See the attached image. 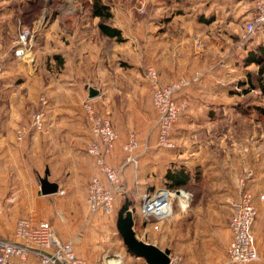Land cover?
Wrapping results in <instances>:
<instances>
[{
    "label": "crops",
    "instance_id": "obj_1",
    "mask_svg": "<svg viewBox=\"0 0 264 264\" xmlns=\"http://www.w3.org/2000/svg\"><path fill=\"white\" fill-rule=\"evenodd\" d=\"M210 1L205 9L191 12L175 10L171 0H154L147 5L141 28L136 30L124 19L127 14L111 10L112 17L106 24L121 32L122 41L102 35L99 18L89 17L80 9L67 18L57 15L49 22L47 40L44 46L36 44L39 48L33 64L14 59L11 48L0 54V188H12L18 197V219L34 224L46 221L40 212L37 217L41 203L46 206V222L56 221L57 228L56 211L65 213L80 198L86 205L91 178L97 176L107 186L94 158L87 154L91 135L82 104L89 100L111 122L118 136L112 154L105 160L121 170L127 188H140L139 194L167 187L168 174H179L186 180L176 189L186 197L175 200L173 218L159 222L158 231L146 227L149 244L157 246L171 236L181 239L179 226L184 221L194 223L204 209L214 215L217 208L231 207L238 199V178L252 169L248 187L257 210L252 233L257 253L264 259V123L254 115L247 116V107L240 104L244 96L229 88V81L245 79L236 74L245 67L237 64L229 70V66L219 69L215 65L219 55L228 53L222 46L230 40L231 31L238 39V59L244 45L239 28L216 26L217 19L235 20L246 14L247 23L254 16V2L227 0L231 7L223 12L211 8ZM195 41L200 43L199 50ZM214 41L221 43L217 54L212 51ZM262 42L264 34L256 33L250 45ZM245 48L241 59L246 55ZM149 66L155 68L163 85L186 82L176 94L188 107L174 124L173 150L159 147L157 127L152 128L157 113L145 77ZM40 96L48 102L44 128L40 132L32 130L24 141L17 142L15 131L29 125V115L38 108ZM131 116L140 121L137 126ZM134 130L139 143L136 169L126 163L123 151ZM45 177L58 186L56 194L41 195L40 180ZM228 231L229 244V227ZM205 235L199 240L207 243L209 255L215 249L209 244L214 238L207 232ZM227 246L203 263L229 264Z\"/></svg>",
    "mask_w": 264,
    "mask_h": 264
},
{
    "label": "built area",
    "instance_id": "obj_2",
    "mask_svg": "<svg viewBox=\"0 0 264 264\" xmlns=\"http://www.w3.org/2000/svg\"><path fill=\"white\" fill-rule=\"evenodd\" d=\"M151 0H140L141 12ZM154 0L152 1V3ZM255 13L251 20L245 24L246 33L253 35L264 34V0H253ZM72 14L73 12H68ZM37 28L20 26L16 38L11 44V55L14 59L28 64L34 63L33 45L38 35ZM200 44L195 41V48ZM2 63L0 62V72ZM152 94V105L157 113L158 145L166 150H173L175 144L172 140L174 124L186 111L188 104L179 100L176 94L186 85V82H173L163 85L159 81L158 73L154 67L149 66L145 73ZM39 106L30 115L29 125L19 126L15 131L17 142L24 141L32 130L40 132L46 122L45 96L39 97ZM83 112L90 130V141L87 146V154L94 158L95 164L107 181L103 186L101 180L95 176L90 179L87 186L86 205L89 213L109 216L114 212L115 199L123 191L121 170L114 169L106 163V157L112 154L118 139L111 122L99 114L91 101L83 103ZM139 146L136 135L129 134L123 151L126 153V163L137 168V156L135 151ZM253 170L246 169L238 178V199L231 206V215L228 227L231 232V240L227 246V258L229 264H253L262 263L255 247L252 227L256 220L257 210L253 204V196L249 189V183L253 179ZM168 188H159L150 192L139 193V206L135 208L137 216L144 228L140 237L147 241L146 227L150 226L154 231L159 230V222L168 220L174 214V202L181 198V192ZM61 194L63 192L61 191ZM17 196L9 198L15 201ZM182 197H186L183 195ZM263 198V197H261ZM135 223L136 220L134 219ZM169 264H186L178 257L169 255ZM105 264H124L120 255L105 257ZM0 264H88L86 260L77 256L73 245L62 242L49 222L40 221L36 224L30 220L20 218L16 221L11 238L0 237Z\"/></svg>",
    "mask_w": 264,
    "mask_h": 264
},
{
    "label": "rangeland",
    "instance_id": "obj_3",
    "mask_svg": "<svg viewBox=\"0 0 264 264\" xmlns=\"http://www.w3.org/2000/svg\"><path fill=\"white\" fill-rule=\"evenodd\" d=\"M100 1L103 4L110 6L112 11L117 9L121 10L120 13L123 16L127 14L124 19L128 21V25H133L134 30L141 28L143 20L142 16L144 13L141 12L142 7L139 3L140 0ZM152 1L153 0L150 1V4L152 3ZM171 1L174 2L173 8L179 11L186 10L192 12L194 10L199 11L208 7L206 6L207 0ZM83 2L84 0H0V54H3L11 48V44L17 36L18 28L20 26L29 28L34 27L37 28L38 31H40L35 38L32 50L33 58L35 59L36 49L39 48L37 46H44L47 40L45 32L48 29L49 22L52 21V19H55L57 15H62L67 18L68 15L71 16L73 14H76L80 9H85L83 11H87L88 14L89 8L86 5L85 7L83 5ZM210 3L211 8L219 9L223 12L230 10L231 7L230 1L227 0H211ZM146 8L148 7H145V9ZM70 11L73 13L69 14L68 12ZM245 15L236 18L235 20L232 19V17H228V19H224L226 17H223V19L220 20L221 17H219L217 19L218 22L215 23L216 26L220 27L227 25L234 26L236 28H239V30L243 32L240 37L242 44H244L239 49L241 55H243V48L246 47V55L249 50H252L254 48L253 45H250L254 37L250 36V34L246 33L245 31L244 24H246L247 21V18H244ZM224 36L228 37L227 34H224ZM235 36L236 33L231 31L229 33L230 40H227L225 44L223 43L222 49H228V53H226L225 55L224 52L222 55H219V58L215 59V65L217 66V68L225 69L227 66H229L228 68L230 70L237 64H239L240 67H245L244 59H241V55L238 59V45H235L238 39H236ZM235 39L236 41H234ZM233 41L235 43H233ZM197 42L199 43V41ZM255 45L257 44H254V46ZM213 48L214 49L212 51L217 54L218 49L221 48V43H219L218 41H214ZM42 50L44 51L45 49ZM259 69L260 68L258 65L251 64L248 67H245V71H241L240 68V70H238L236 74L246 76L247 73H251V75H253L254 78L258 79V81L260 82V79H264V73L259 76ZM239 78L240 79H237L235 81H229V88L233 92L244 96L243 98H240L241 101L243 100V102H241L240 104L247 108L248 106H251L259 107L264 110V93L261 91L260 87L257 86L255 90H250V86L248 85H243L242 87H240L238 83H240L241 81H245V79H243L242 77ZM131 119L133 120V123L136 124L135 126L140 123V121H138L136 118H132V116ZM262 122L264 123V120ZM154 127L156 128L157 125L153 124L152 128ZM135 132L136 130H134L131 134L136 135ZM121 168H123V166ZM121 180L123 191L120 195L116 196L115 209L111 215H91L83 201V198H80V200L74 202L73 206L70 209L68 208L65 213L56 211L58 214L55 215V218L56 220H59L57 228L54 225L56 221H48L53 225L59 239L63 242L71 243L77 256L86 260L88 264H105V257L112 255H120L124 264H138L139 262L143 261L142 259L130 256L126 252V248L124 247L116 229L117 214L124 205L125 201H131V207L137 208L139 206L137 194L138 191H140V188H135V186L127 188V186L125 185L126 183L124 177ZM13 193L14 192L12 188H0V235L5 238H11L14 231L15 222L19 218L18 211L15 208L18 197H16L15 201L13 202L9 201V198L15 195ZM38 206L39 209L37 211V215L38 212L42 213L44 216L42 218L46 219L47 221L48 219L45 216L46 206L41 203L38 204ZM214 212L215 214L212 215L210 214L212 213V210L207 211L204 209L203 213L199 214V217L196 218L194 223L191 224L188 221H184V223H182V225L178 228L181 232V239L180 237H178L177 239L175 236H171V238L166 239L165 242H161L156 247H161L159 248L161 250H169L171 256L180 258L186 264H204L203 262L207 258L210 259L213 256H216L217 252L219 253L222 249H225L230 239V234L228 231V219L231 214V207L223 206L221 208L215 209ZM173 216L171 218H173ZM37 217H39V215ZM133 218L136 220L135 231H137L139 233V236L141 237L143 234V229L140 227L139 218L137 215H133ZM215 226L218 227V229H214ZM195 232H197V238ZM206 232L211 238H214V241H211L209 243L210 247H215L216 249H214L215 251L212 250L211 252H209V255H207L206 251L207 243L205 241L199 240L200 237L206 236ZM156 234L159 235L160 232L159 234ZM149 240H152L151 236L149 237ZM197 248L199 251H197Z\"/></svg>",
    "mask_w": 264,
    "mask_h": 264
},
{
    "label": "trees",
    "instance_id": "obj_4",
    "mask_svg": "<svg viewBox=\"0 0 264 264\" xmlns=\"http://www.w3.org/2000/svg\"><path fill=\"white\" fill-rule=\"evenodd\" d=\"M158 1L166 2L168 0H158ZM83 5L84 6L86 5L89 8L88 9L89 17L99 18L100 22L98 23V29L102 35L110 37V38H114L116 41H122L121 32L106 24V21L112 17L110 6L103 4L100 0H84ZM250 36L254 37V34ZM251 64H256L259 66L260 68L258 71L259 76L264 73V66H263L264 65V42L258 44L252 50L248 51L246 57L244 58V65L245 67H248ZM238 85L240 87H242L243 85H248L250 86V90H255L257 86H259L261 91L264 93V79H260V82H259L258 79H255L254 76L251 75V73H247L245 81L238 83ZM246 115L247 116L254 115L256 120H260V121L264 120V110L259 107L248 106V108H246ZM167 178L170 181V185L167 186L168 189L176 190L186 183V180L184 178H181L179 174H173V175L168 174ZM126 252L130 256H133L127 250ZM138 264H146V263L142 261V262H139Z\"/></svg>",
    "mask_w": 264,
    "mask_h": 264
},
{
    "label": "water",
    "instance_id": "obj_5",
    "mask_svg": "<svg viewBox=\"0 0 264 264\" xmlns=\"http://www.w3.org/2000/svg\"><path fill=\"white\" fill-rule=\"evenodd\" d=\"M57 188L58 186L49 183L46 177L40 180V192L43 196L56 194ZM131 206L132 202L126 200L117 214L116 229L124 247L135 258L142 259L146 264H169V250H160L156 246L137 238L133 229L135 226L133 218L135 208Z\"/></svg>",
    "mask_w": 264,
    "mask_h": 264
},
{
    "label": "bare ground",
    "instance_id": "obj_6",
    "mask_svg": "<svg viewBox=\"0 0 264 264\" xmlns=\"http://www.w3.org/2000/svg\"><path fill=\"white\" fill-rule=\"evenodd\" d=\"M182 199H184V197L181 196Z\"/></svg>",
    "mask_w": 264,
    "mask_h": 264
}]
</instances>
